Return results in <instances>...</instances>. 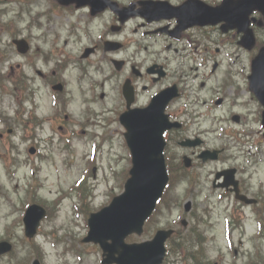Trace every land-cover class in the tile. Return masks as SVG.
Listing matches in <instances>:
<instances>
[{"label":"rangeland","instance_id":"obj_1","mask_svg":"<svg viewBox=\"0 0 264 264\" xmlns=\"http://www.w3.org/2000/svg\"><path fill=\"white\" fill-rule=\"evenodd\" d=\"M3 7L7 8L9 13L7 14V18H11L8 21V26L9 30L4 28L5 31L1 33V38H0V49H6L3 47V44H6L7 41H9L12 38V34L18 35L19 37L28 35L30 36L29 39H32L33 45L37 46L43 45H51V43L56 41L53 37L46 36L48 33V30L50 33L55 32L58 34H62V38L59 41V47L60 48H65V40H69V29L70 25L73 23L77 24V28L79 29L78 25V20L82 19L80 17L81 12H73L70 8H59L55 7L52 8V5L46 3V0H15L7 3V5H3ZM47 11V12H46ZM18 12H21V14H17ZM35 14H40L42 15L40 17V21H42L43 25L40 26L37 24L33 17ZM19 15V16H18ZM96 23V22H95ZM28 25H32V29L28 31ZM207 34H212L215 38H225V36L222 35L221 32H218L217 30H208ZM259 37L264 40V32L259 31L258 32ZM2 40V41H1ZM74 44H69L68 48L74 47ZM54 50V48H51L48 46L45 51L50 52V55L54 58L55 53H51V51ZM174 53L172 52L171 55ZM249 54H244L243 59L249 60ZM221 57L217 56V59H220ZM20 58L18 56L15 57V62H18ZM27 62V60H25ZM38 64L42 65V61L39 59ZM53 65V62H51L50 66ZM176 64H174L175 66ZM32 67L29 69L31 72ZM186 70V69H185ZM189 70V68H187ZM106 74H109L111 72V66L109 63H106ZM113 76V75H112ZM112 76L108 79V85H105L108 87L106 90L103 89L102 86L99 87L98 89V100H99V94L103 91H106V99L105 101L98 102L97 108L101 109L102 107H106V102L108 103V108H112V110H115V107L118 106L121 103V99L118 95V91L115 88V82L112 83ZM94 77H100L102 78L103 75L102 73H97ZM212 77V83L214 86L217 85V79L218 75L217 73ZM76 87V84H74ZM45 90V89H44ZM44 94L47 95L44 96V101L47 103V106L44 105L42 108H40V112L44 111L45 114L51 115L53 112L52 108L49 106L50 98L48 97V92L43 91ZM145 96L142 97V100L145 99ZM9 100L11 99L10 102L13 101L12 97L6 96ZM27 99V98H26ZM247 100H249V97H247ZM42 102V101H41ZM250 105H249V120L252 121L253 119H256L258 117V113L261 110L260 104L257 102V100H250ZM24 103L22 102L21 105L18 106L16 98H14V105H10L7 107H4L0 103V110H3L5 112L9 111V113L15 115L17 111L16 108L19 110V112L23 111V105ZM139 104H144L143 102H140ZM76 106L73 107L75 109ZM14 110V112H13ZM114 112V111H112ZM19 116H23L21 113L18 114ZM114 115V114H113ZM18 119L19 118H16ZM2 123L1 117H0V124ZM49 121L47 122L48 125ZM46 125V126H47ZM114 130V139L112 141L114 148L112 149V153L110 155L104 156L103 164L104 167L103 169H100L99 167L96 168V173L97 177L94 179H90V186L93 184H96L97 181V186L98 190L97 192L99 193V196L95 200L94 203L91 204L92 207L98 208L103 204L109 203L113 195L119 194L123 188L122 186L124 185V178L122 177L123 170H128L130 167V164L128 162V157L126 154V148L124 145V139H123V131L124 128L119 122H114L113 126L107 130L108 134H111L110 130ZM255 132L252 133V139L254 140H260L263 139L264 137L262 132H258L257 128L255 127ZM47 130L45 131H40L39 135L44 137V134ZM23 133L18 132V135L21 136ZM40 137H38V140H41ZM20 140V139H18ZM211 141L212 144L215 142V137L209 135V142ZM264 141V140H263ZM41 146L49 151L51 153V149L53 147V143L50 142L49 140H45L41 142ZM52 146V147H50ZM65 144L63 141H60L59 144L54 147L56 149V154L54 157H50L46 162L45 167L47 169L51 170V173L49 171H46L43 173L44 178H51L53 179V183L56 181L57 186L55 189H58L59 184H61L64 187H67V182L74 181L75 177L78 175L77 173V168L78 164H74L70 167L67 166V162L69 160H73L75 163L80 161V152L85 153L88 151V147L86 146V143L81 142L79 145H75L74 148H72V151H69L64 148ZM21 148H24V145L21 144ZM175 152V150L173 151ZM240 160H242V164L246 163L245 158L239 157ZM236 163V160H233ZM231 162H227V164L219 163V164H213L206 168L202 172H208L209 169L215 168V167H221V166H226L230 164ZM241 164V165H242ZM55 166L60 167L59 172H55L53 169ZM99 166V165H98ZM255 170L254 168H251L250 171ZM4 169L2 168V165L0 164V175H4ZM194 174V173H193ZM245 176L248 175V173L244 174ZM189 182H181L178 185L177 190H173L170 193V196L173 197V201H175V205H173V209L170 210L169 208H162V204L158 209V212L156 215L152 218V220L148 223V226L146 228V234L141 235V236H134L133 238L136 241H144L147 239H150L154 236L156 231L160 227H172L178 230V232H182V235L185 236L186 239H191L194 235L196 236L198 232L200 231H206L205 234V240L203 241V245H199V247L195 246L193 250L190 249V246L188 243H184L183 245V253L185 254H190L192 251L196 252V257H201V260L203 263H210V264H232V261L234 259V253L233 251H227V247L222 235V229H223V221L222 218L224 216V209L222 208V211H217L213 215V219L216 221V225L214 227H209L208 220H207V212L205 211L206 207L209 205V201L205 200V196L202 195L201 193L198 192L200 187H198V181L197 182H192L189 180ZM263 182L264 183V166L263 165H258L255 177L252 181L253 187H252V194H260L259 189L261 188L258 185V182ZM50 186V185H49ZM48 186V187H49ZM52 186V185H51ZM50 186V187H51ZM186 188L188 189H194V194H190L189 196H186L185 190ZM65 190V188L60 187L58 192H61ZM193 199L194 206L193 207V213L191 216L186 217L188 220V227L184 228L180 222L174 224V220L176 218L177 213L180 211L184 203H186L188 200ZM214 200H216L215 195H214ZM218 200V199H217ZM192 202V206H193ZM213 204V203H212ZM211 204V205H212ZM183 209V208H182ZM195 219H198V222L195 221ZM69 223L66 222V225ZM250 225V226H249ZM248 225V230L247 233H250L253 230V224L249 223ZM86 231V227L80 223L79 227L74 230L73 235L71 236V239L76 242L78 245L83 246L84 244H81L80 240L83 238V235ZM61 231L60 233H62ZM216 236V237H215ZM242 235H240L239 232L236 233L235 235V240L236 244H238V240L241 238ZM245 238L247 240V247H245L244 253L240 252V249L236 252L237 254V259L238 263L237 264H249L248 262L250 260H254L253 264H264V238L263 241L260 239L253 240L249 239V235L246 234ZM43 237H41V240ZM183 239H181L182 241ZM194 241V240H193ZM92 248H94L95 252H92L91 254H87L84 257L83 262H79L75 259V257H70L72 263L70 264H96L98 256L97 252L99 253L98 247L97 246H88L87 250L89 253L91 252ZM49 250H51L48 247ZM259 251V253L257 252ZM52 255V259L50 260L51 264H60V258L54 253V250L52 249V252L47 251V259H50ZM182 255L179 256L178 261L175 262L174 264H184V262L181 260ZM208 257H212L213 259L211 262L209 261ZM188 264H195V260L189 258L187 259Z\"/></svg>","mask_w":264,"mask_h":264},{"label":"water","instance_id":"obj_2","mask_svg":"<svg viewBox=\"0 0 264 264\" xmlns=\"http://www.w3.org/2000/svg\"><path fill=\"white\" fill-rule=\"evenodd\" d=\"M252 1L255 7L264 9V0ZM236 7L233 5V8ZM231 9L232 5L229 6L227 3L216 11L219 14L217 19H204L203 16L204 20L196 19L195 22L203 24L218 22L225 19L222 16L224 13L229 14L226 20L232 22L234 17L231 16ZM238 12L242 14L239 8ZM257 85H261L260 82H257ZM256 91L264 102V90L260 88L259 93L256 88ZM159 101L160 97L154 102L153 108H156L154 115L148 109L129 113L124 119L123 122L128 128L126 137L134 155L133 178L127 183L126 193L116 198L111 207L103 210L91 221L95 240L101 241L99 234L106 232V238H112L114 242V245H108L107 248L116 246L117 250L121 247V250H117L119 257L115 259L119 264H154V262L156 264L161 258L159 253L166 237L165 233L160 232L157 235L153 250L143 249L144 245L123 244V239L128 233L141 229L145 218L150 214L156 199L161 194L163 181L160 174L163 171V163L160 155L154 151L161 147V134L166 128V124L163 123L164 118ZM151 151L153 156L150 158L153 160L147 157ZM147 255H152V257Z\"/></svg>","mask_w":264,"mask_h":264},{"label":"flooded vegetation","instance_id":"obj_3","mask_svg":"<svg viewBox=\"0 0 264 264\" xmlns=\"http://www.w3.org/2000/svg\"><path fill=\"white\" fill-rule=\"evenodd\" d=\"M139 1H141V0H118V3H119V5L121 7H129V6H133L134 7L135 6V8H137ZM171 1L173 3H175V4H181L185 0H171ZM108 14H110V13H108ZM112 15L114 16V19H116L117 21L120 19L119 17H117L118 15H114V14H112ZM168 48L169 47H167V49ZM170 63H171V61H169L167 64L169 65ZM175 78H178V77H175ZM180 82L183 83L182 80ZM192 153H194V152H192ZM13 207H14L13 205H10V208H13ZM37 258L40 259V261H43V262L45 261V259L43 257H41V256L34 257L33 259H37ZM33 259L32 258L28 259V260H26L24 262H21L20 264H32Z\"/></svg>","mask_w":264,"mask_h":264}]
</instances>
